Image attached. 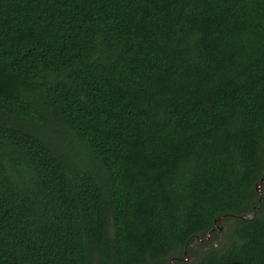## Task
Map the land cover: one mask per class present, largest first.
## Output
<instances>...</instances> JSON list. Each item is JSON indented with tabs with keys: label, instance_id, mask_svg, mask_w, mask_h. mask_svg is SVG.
<instances>
[{
	"label": "trees",
	"instance_id": "16d2710c",
	"mask_svg": "<svg viewBox=\"0 0 264 264\" xmlns=\"http://www.w3.org/2000/svg\"><path fill=\"white\" fill-rule=\"evenodd\" d=\"M195 238L264 264V0H0V264Z\"/></svg>",
	"mask_w": 264,
	"mask_h": 264
},
{
	"label": "rangeland",
	"instance_id": "374dc122",
	"mask_svg": "<svg viewBox=\"0 0 264 264\" xmlns=\"http://www.w3.org/2000/svg\"><path fill=\"white\" fill-rule=\"evenodd\" d=\"M221 226V227H220ZM218 227H220V229H218ZM221 228H224V225H222V224H219L217 227H216V231L214 230L213 231V233H211V237H212V239H211V241H212V244L213 243H216L217 242V240L219 239V236H220V230H221ZM201 239V238H200ZM209 239L210 238H208L206 241H209ZM197 240H199V239H197V238H195L193 241H191L190 242V246L193 248V251H192V253L191 254H189L188 252H186L187 253V259H184V255H183V257H181V258H179L178 259V261H176V262H178L179 264H186L187 263V261H190V260H192L193 258H195V254L198 252V247L196 246V241ZM200 241H202V239L200 240ZM175 259H173V261H174ZM185 263H184V262ZM174 264V263H173Z\"/></svg>",
	"mask_w": 264,
	"mask_h": 264
},
{
	"label": "water",
	"instance_id": "95a60500",
	"mask_svg": "<svg viewBox=\"0 0 264 264\" xmlns=\"http://www.w3.org/2000/svg\"><path fill=\"white\" fill-rule=\"evenodd\" d=\"M259 186H260V182L254 184V187H255L256 190H259ZM259 193L261 194L260 190H259ZM220 227H218V229H220ZM207 235H208V232H207ZM183 254H184V259H187L186 251H184ZM161 264H173V258H170L168 262H163Z\"/></svg>",
	"mask_w": 264,
	"mask_h": 264
},
{
	"label": "flooded vegetation",
	"instance_id": "af4514ba",
	"mask_svg": "<svg viewBox=\"0 0 264 264\" xmlns=\"http://www.w3.org/2000/svg\"><path fill=\"white\" fill-rule=\"evenodd\" d=\"M179 258H181V257H180V256H177V257H176V259H179Z\"/></svg>",
	"mask_w": 264,
	"mask_h": 264
}]
</instances>
